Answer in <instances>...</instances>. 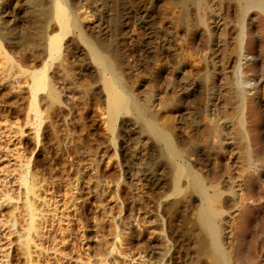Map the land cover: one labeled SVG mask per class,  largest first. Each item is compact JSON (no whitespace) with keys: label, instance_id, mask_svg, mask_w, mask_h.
<instances>
[{"label":"rangeland","instance_id":"374dc122","mask_svg":"<svg viewBox=\"0 0 264 264\" xmlns=\"http://www.w3.org/2000/svg\"><path fill=\"white\" fill-rule=\"evenodd\" d=\"M5 1L0 264H214L189 173L220 197V236L232 263L264 264V155L255 160L264 145V12L244 17L240 58L235 7L220 0H205L202 9L184 0H65L78 28H69L61 59L48 71L58 97L40 94L38 130L21 73L47 61L45 39L59 26L46 20L49 0ZM196 15L205 16L208 28L193 26ZM91 47L133 101L113 122L106 74ZM237 68L250 79L246 104L235 95ZM238 118L246 134L260 127L257 142L244 140ZM151 125L167 132L180 158ZM180 163L189 173L178 181ZM25 169L37 187V197L27 199L40 227L28 262L17 250L25 233Z\"/></svg>","mask_w":264,"mask_h":264},{"label":"bare ground","instance_id":"6f19581e","mask_svg":"<svg viewBox=\"0 0 264 264\" xmlns=\"http://www.w3.org/2000/svg\"><path fill=\"white\" fill-rule=\"evenodd\" d=\"M48 2L50 4L49 8L51 9V11L47 13L46 20L50 21V20H52V18H55L57 20V23L59 26V33L54 35V36H51V37L50 36L46 37V39H45L44 54L47 57V61L44 62V64L42 65V67L39 70L29 72V74L26 71L25 72L23 71V73H21L22 78L20 80V81H23L24 83H27V82L29 83V93H30V98H31L30 99V105H29V112L33 116V118L36 120L38 130L40 129L41 122H42L41 121V115H40V107H39V102H38L39 96H41L40 94L41 93L45 94V97H44L45 100L47 98L48 99L51 98V100H54V99L56 100L58 97L55 89L53 88V86L51 85V82L49 81L48 71L55 61H58L59 59H61L60 56H61L62 43H63L65 36L68 34L69 28L70 27H73L74 29L78 28V23H77L76 19L74 18V16H72L70 14V11L68 10V8L65 4V0H49ZM204 2H205V0H184L185 5L186 4L188 5L191 3V4L196 5L198 8H201L204 5ZM220 3L222 5L224 3H226V4L228 3L229 5L231 4V5H233V7H235L234 19L238 25V34H237L238 40H236L237 45H235V49H236L235 52H237L238 56L241 58L242 55L244 54L243 53V37H242L245 34L244 33L245 32L244 31V17L252 9L258 10L259 12H264V0H220ZM6 6H7L6 1L0 0V8L4 9ZM49 8H48V10H50ZM5 18H6V15L4 16L1 14L0 19L4 20ZM48 24H49V22H48ZM193 26H202V28L206 27L207 24H206L205 16H203V15L197 16L196 15V18L193 20ZM207 28H208V26H207ZM223 32H224V30H223ZM203 34L204 33H201V35H203ZM225 34L223 36H225ZM224 38L227 39V35ZM226 41H228V40H226ZM225 45H227V43ZM224 47H226V46H224ZM227 49H228V46H227ZM91 53H92L94 60L98 63L102 72L105 73L106 76H107V74L110 75V77L105 76V78H106L105 79V88L107 91V102H108L107 104H108V110H109L108 114L110 117L109 119L111 120V122H113L116 120V118L120 112L125 111V110L133 107V104H132L133 101H131L127 97V95L125 94V92L121 86V81L117 78V76H115V74L112 71L113 68H111L110 62L107 61L106 58H104L103 55H101V53H99L97 51V49H95V48L91 47ZM226 53H227V51H226ZM9 62L11 63L10 60H9ZM25 73H27L28 76L24 77ZM234 73H235L234 74L235 75L234 76L235 77L234 78V84L236 86L235 95H237V98L239 99V101L242 102L241 104H243V103H245V101L247 99L246 94H247V88H249V86H250V79H248V77H246V76L242 75V73H240V68H237V70ZM18 82H19V80H18ZM248 99H249V97H248ZM135 104H137V103H135ZM136 107L138 110L139 109L138 105L135 106V108ZM141 110L139 109L140 115L143 114V112ZM110 120H109V123H111ZM238 120H239V118H238ZM239 122L241 125L240 124H238V125L240 127H242V129L241 130H240V128H237V129H239L241 131L240 134L242 136L245 135L244 140H246V138H247V140H248L247 143L251 142L252 140L257 142L260 139L257 135L256 136L258 137V139L255 136V133L257 132V130L259 132L260 127L258 128L257 125L255 124V127L253 125L254 128L251 127L252 130H249L250 132L247 130L248 134H246V131L244 132V130H243L244 127H247L246 121H244L242 118L241 120H239ZM111 124H113V123H111ZM257 124H259V123H257ZM114 125H115V123H114ZM151 128L154 130V132L157 133L159 138H161L160 139L161 142L163 140V142L165 144V148L168 149L167 151H169V153L173 157H175L174 159L176 160V158H180L178 150L174 147L173 142H172L170 136L167 134V132L158 129L153 125H151ZM237 133H239V131ZM241 141H243V140L241 139ZM252 148H254V147H252ZM249 150L251 151V149H249V148L247 149V151H248L247 155L243 154L246 156V158L245 159L243 158V159H244V161H246L248 163V165L252 164L251 160H253ZM256 153H257V155H256L255 160L260 162L262 156L264 155V145H261V147L259 148V151H257ZM186 168L184 167V165H181V163L178 165L177 170H176L177 173L175 174L176 176L178 175L177 176L178 178L175 176L178 179V181L183 179V174L186 175L185 173H189L188 169H186ZM26 169L24 170V171H26L24 176L20 180L21 183L24 184L23 186H25L24 187L25 188L24 194H25L26 202H25V204H23L22 213H20L21 217L22 218L24 217L23 219H21V227H22L21 229L25 230V233H24V240H23L22 244L19 245L20 249L17 248V250L21 251V254L27 259V262H28V261H31V259H32V252H33L32 251V245L34 243V239L39 234V228L40 227H38L39 223L38 224L36 223L37 220L35 218L36 206L34 205L33 201L29 202L27 199L29 197H31V199H32V197H37V187L35 186V183L28 184V182H27L28 170H26ZM189 175L191 176V180H190L191 183L190 184H192L191 186H193V188L196 190V193H198V195L200 197V207H199V212H198L199 213L198 219L200 221V224H201L204 232H206V234L208 235V238L210 241L211 251L208 250L209 254L211 252V254H212L211 257L213 256L214 264H233L232 261L230 260L229 256H228V254H227L226 249H224V245L222 244L221 236H220V232H221V229H220L221 225H219L220 224L219 222H221L220 213H219L220 211L216 207L218 205H215L217 200L220 197H219L218 193H216V192L215 193L212 192V194H210L205 183H204V180L201 179L199 176H195V174L193 175L191 173H189ZM181 177H182V179H181ZM32 179L35 180L34 177ZM7 197L8 196H6V195L4 196V198H7ZM13 213H14V211L9 212V214H10L9 216H12ZM19 238L20 237H18V241H19Z\"/></svg>","mask_w":264,"mask_h":264}]
</instances>
